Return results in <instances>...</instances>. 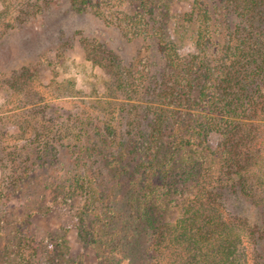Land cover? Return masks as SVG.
Masks as SVG:
<instances>
[{"label":"trees","instance_id":"trees-1","mask_svg":"<svg viewBox=\"0 0 264 264\" xmlns=\"http://www.w3.org/2000/svg\"><path fill=\"white\" fill-rule=\"evenodd\" d=\"M216 2L223 16L236 15L238 21L223 26L218 19L212 21L211 7L204 0L193 17L202 19L196 34L197 55L182 60L173 41L165 46L170 72L168 79L156 83L154 91L174 106L146 110L145 116L152 118L151 131L144 127V117L132 119L128 126L121 119L119 123L128 128L127 133L120 137L98 128L97 138L92 135V119L81 121L79 144L69 152L75 154L77 175L94 173L92 181L55 189L58 198L77 193L85 199L82 228L99 241V251L109 252L106 264H116V259L124 264H163L162 244L169 236L178 245L181 264H190L184 255L187 248L192 264H248L239 248L244 233L233 228L236 222L231 224L223 210L227 200L233 199L244 213L235 218L242 221L256 256L262 258L264 179L253 170L261 152L253 148L261 140L264 119V0ZM160 28L156 26L158 32ZM97 47L104 54V45ZM111 60L123 73L118 56L111 54ZM28 69L21 79H28ZM124 79L120 87L127 89ZM185 107L198 111H179ZM47 121L37 124L29 145L10 153L14 167L4 193L27 196L38 189L37 196L19 209L22 213L12 232L24 225L20 219L45 208L49 185L39 176L41 165L55 163L64 154L61 145L52 142L63 135L54 133ZM215 133L223 140L216 149H207L205 143ZM6 158L2 154L0 160L4 163ZM104 171L114 181L105 186L107 189L97 181L93 183ZM178 195L182 197L179 201ZM171 202L180 207L175 222L165 215ZM252 216L258 219L254 221ZM9 222V218L0 220V258L13 246L11 229L3 226ZM215 238L218 240L213 242ZM40 260L43 257L35 264Z\"/></svg>","mask_w":264,"mask_h":264},{"label":"rangeland","instance_id":"rangeland-1","mask_svg":"<svg viewBox=\"0 0 264 264\" xmlns=\"http://www.w3.org/2000/svg\"><path fill=\"white\" fill-rule=\"evenodd\" d=\"M202 1L0 0V157L2 154L7 157L4 163L0 160V220H12L3 226L11 229L9 238L13 240L12 248H7V255L0 258V264H35L41 257L43 260L36 264L108 263L109 252L99 251V241L89 237L82 228L85 199L77 193L58 198L55 188L92 181L90 177L94 173L87 177L77 175L75 154L69 152L79 144L82 119H92V135L97 138L98 128L121 137L128 131L125 125L137 117H144V127L147 132L151 131L152 118L145 116L146 110L153 112L158 107L174 106L165 96H158L154 86L168 79L170 62L165 47L168 43L176 44L182 60L197 55L196 34L202 19L193 17ZM216 1L205 0L211 7V20L218 19L221 26L236 23V15L223 16ZM158 25H161L160 32L156 29ZM161 38L166 42H159ZM100 43L104 45V54L96 49ZM111 54L118 56L117 63L123 73L111 60ZM26 67L31 68L28 79H21ZM123 76L128 90L120 87ZM181 110L198 111L190 107ZM44 119L48 120L45 124L53 126L54 133L63 135L56 140L53 138L52 142L54 146L61 145L64 154L55 163L41 165L39 176L44 180H40L49 185L45 191L48 196L43 201L45 208H37L32 216L23 220L19 218L24 225L18 232H12L17 229L13 223L22 213L19 209L38 189L27 196L4 193L11 167H14L10 153L29 145L37 124ZM121 119L125 125H120ZM261 121V140L253 148L261 151L258 152L260 162L253 170L264 179V119ZM221 140L219 133L213 134L205 143L207 149H216ZM111 178L112 175L104 171L93 183L97 181L107 189L105 186L114 182ZM181 198L178 195V201ZM233 200H227L229 203L223 210L230 223L236 222L233 228L244 233L239 243L245 255L243 259L248 264H264V251L262 258L256 256L244 224L235 218L244 213ZM179 209L171 202L166 218L175 222L181 214ZM251 219L255 221L258 216ZM216 240L218 238L213 242ZM37 242H40L39 248H35ZM178 249L169 236L162 244L163 264H181ZM184 255L190 264L194 262L188 260L192 255L189 248ZM115 263L124 264L117 259Z\"/></svg>","mask_w":264,"mask_h":264}]
</instances>
